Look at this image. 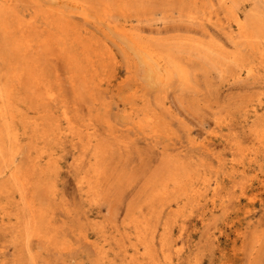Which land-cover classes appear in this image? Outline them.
I'll use <instances>...</instances> for the list:
<instances>
[{"label":"bare ground","instance_id":"1","mask_svg":"<svg viewBox=\"0 0 264 264\" xmlns=\"http://www.w3.org/2000/svg\"><path fill=\"white\" fill-rule=\"evenodd\" d=\"M202 1L0 0V264H55L73 249L70 240L86 245L88 264H201L200 242L182 237L185 211L203 204L195 218L204 224L220 179L234 180L248 172L242 160H258L264 99L244 105L237 127L226 124L221 134L212 131L185 145L173 138L171 112L147 98L113 121L105 103L116 76L113 50L74 15L84 22L93 16L136 51L146 82L173 72L186 82L192 60L232 65L245 72L237 80L251 77L264 86L263 16L242 21L231 10L233 27L218 11L204 17L188 12L182 20L188 32L170 42L140 26L154 18L136 16ZM217 1L225 10L237 2ZM255 2L264 9V0ZM215 124L221 127L220 118ZM214 138L221 152L209 143ZM147 145L155 149L154 162L140 154ZM132 153L139 163L133 167ZM67 175L74 179L70 195ZM246 213L232 264H264L263 233Z\"/></svg>","mask_w":264,"mask_h":264},{"label":"rangeland","instance_id":"2","mask_svg":"<svg viewBox=\"0 0 264 264\" xmlns=\"http://www.w3.org/2000/svg\"><path fill=\"white\" fill-rule=\"evenodd\" d=\"M220 6L221 4L217 0H204L198 5L186 2L182 8L168 6L153 13L136 14V16L154 18L155 20H151V22L144 21L140 26L157 31V34H153V39L168 42L171 38L188 32L187 29L189 28L186 24L189 22L182 21L187 17L188 12L195 17H204L218 11L219 17L225 22V26L232 25L233 27L236 22H234V15L231 14V10L242 21H245L244 18L254 15L264 17V9L258 3H253V0H237L230 10H225ZM181 12H184V15H180ZM74 18L79 23H84L85 27L93 33L102 38L105 36V41L113 50L116 76L113 79V88L105 95V103L109 106L108 114L113 121L122 120L132 104L139 103L141 105V99L147 98L153 103L164 104L165 108L171 112L175 119L173 138H175V142H183L185 145L190 139L203 140L212 131H217L218 135L221 134L222 130L225 131L226 124H231L233 128L237 127L244 105L251 101L264 99V86L255 82L256 79L253 80V78L248 77L244 79V82L237 80L238 73H243V70L240 72L232 65H216L213 61L199 65L189 60V77L186 82L179 80L174 72L169 78L165 79L164 77L163 81L146 82L143 76L144 64L141 57L136 51L130 50L125 41L105 26H101L100 22L93 16L87 22H84L82 17L77 14L74 15ZM103 31L107 35L103 34ZM214 32L217 33L215 34L217 37L223 40L220 32L215 30ZM238 50L252 61L243 46H239ZM243 77H245V72ZM246 83H248L247 87ZM216 110L219 112L218 114ZM218 118L222 121L220 128L215 124ZM209 143L215 147L216 152L222 151L220 141L214 138L209 140ZM140 145H144L142 140H140ZM148 146H140V154H146L145 159L154 162L155 149H149ZM151 151H153V155L148 154ZM136 155V153L131 154L133 159L128 161V166L139 165L136 163ZM226 158L231 157L227 155ZM242 161L245 162L248 172L243 175L241 172L237 173L234 180L228 176L220 179L221 187L214 198L213 215L209 210H206L207 215L204 224L199 223V218H195L196 214L199 213L197 209H201L203 204L198 208L193 206L191 209L196 210L189 218L186 215L191 209L185 211L184 227L188 231L182 237L191 238L194 244L200 242L197 247V254L201 259V264H232L234 262V249L237 251L240 243L234 244L233 241L245 212H249L246 213V216L249 214L253 216V223L256 225L257 232L263 233L264 245V150L260 152L256 162L248 159ZM148 172L149 169L145 173ZM73 186V177L67 175L65 179L67 194H71ZM129 200L130 198L125 201V204ZM207 203L210 205L211 200H208ZM122 205L124 206L121 203V206L117 207V211ZM102 211L105 212V208ZM210 236L212 237L210 238ZM250 236L251 233L247 236L248 242ZM202 238L208 241H201ZM68 247H73V249L66 251L64 257L55 259V264L89 263L90 251L84 243L70 240Z\"/></svg>","mask_w":264,"mask_h":264}]
</instances>
